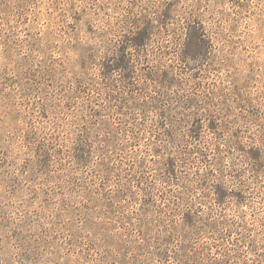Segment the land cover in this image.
Here are the masks:
<instances>
[{"label":"rangeland","instance_id":"374dc122","mask_svg":"<svg viewBox=\"0 0 264 264\" xmlns=\"http://www.w3.org/2000/svg\"><path fill=\"white\" fill-rule=\"evenodd\" d=\"M0 264H264V0H0Z\"/></svg>","mask_w":264,"mask_h":264}]
</instances>
